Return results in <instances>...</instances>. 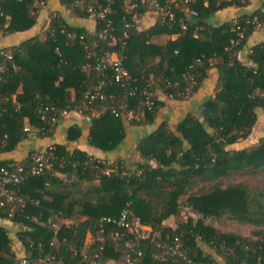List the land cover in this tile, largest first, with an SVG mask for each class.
<instances>
[{"label": "trees", "instance_id": "obj_1", "mask_svg": "<svg viewBox=\"0 0 264 264\" xmlns=\"http://www.w3.org/2000/svg\"><path fill=\"white\" fill-rule=\"evenodd\" d=\"M47 1L0 0V36L35 28ZM249 2L194 0L188 7L196 15L171 4L172 19L157 16L140 30L134 15L145 10L142 0H59L73 15L92 18L94 29L70 24L56 12L39 32L0 50V152L13 150L32 133L50 136L64 109L89 118L87 143L103 151L116 149L129 126L155 125L139 138V159L130 164L70 148L67 142L82 134L75 124L66 128V143L48 145L54 147L51 166L16 187L24 207L10 215L8 206H0V219L21 226L18 239L27 264H41L51 255L62 264H86L81 252L88 233L94 237L89 251L105 244L102 264L110 259L124 264L122 250L106 237L99 239V218L118 217L126 204L141 221L158 226L161 239L177 237L198 263L221 264L217 255L223 264H264V183L212 182L187 192L201 177L264 172V136L233 147L249 137L257 109L264 113V42L249 47L250 64L237 57L264 23V12L241 13L218 24L210 20L219 9ZM105 52L120 56L130 75L125 86L114 81L111 67H96ZM211 69L217 75L213 94L202 99L198 112L169 121L167 101L188 100ZM96 91L104 97L89 102ZM33 151L17 161L0 159V168L28 162ZM78 181L89 184L82 188ZM181 205L200 217L182 219ZM223 215L260 228L246 236L222 231L211 222ZM172 216L174 227L164 223ZM52 223L59 224L54 244ZM157 250L154 242L147 244L138 264H184L176 257L159 261L153 257ZM20 261L0 225V264Z\"/></svg>", "mask_w": 264, "mask_h": 264}, {"label": "built area", "instance_id": "obj_2", "mask_svg": "<svg viewBox=\"0 0 264 264\" xmlns=\"http://www.w3.org/2000/svg\"><path fill=\"white\" fill-rule=\"evenodd\" d=\"M194 0H168L163 5L159 4L157 0H152L150 7L153 8L157 16L173 18L174 13L172 11L171 4L175 7H183L190 14L196 15L194 9H189L188 3ZM243 1V0H242ZM135 4L133 3V6ZM91 7L89 8V10ZM134 17H136L134 15ZM237 24V20H233ZM126 25V23H125ZM259 25V24H257ZM127 26V25H126ZM239 36H242V30L239 26H236ZM96 67L106 68L111 67L113 69L114 81L121 86H125L130 79V75L121 62V58L117 53L105 52L97 60ZM133 92L134 89L130 88ZM189 90V88L187 89ZM103 98V94L98 91L88 96L90 102L94 98ZM145 104H149L146 100ZM67 110H63L65 114ZM131 115V112H129ZM55 158L54 147L48 146L42 150H34L30 155L29 161L26 163H12L0 168V206H8L9 214L17 209H22L25 205L24 199L17 193L16 187L23 180L32 175L40 174L44 169L51 166L52 160ZM103 172L108 173L107 169ZM59 228V224L52 223L53 238L50 244H54L55 234ZM100 240L104 237L108 238L112 243L114 249H121L123 253L124 264H138L139 260L144 254V250L147 244L155 243L158 248L157 252L153 254V257L159 261H167L172 257L184 260V264H203L198 263L192 258L186 255L185 250L182 248L181 241L177 237L172 239H161L160 230L158 226H154L148 223H144L136 216L129 204L124 206L118 217L103 216L99 218ZM90 247V246H89ZM89 247L81 252L82 261L86 264H102L103 259L101 252L105 249V244H98L97 248L89 251ZM28 258L21 257L19 264H27ZM41 264H62L61 259L54 255L45 257Z\"/></svg>", "mask_w": 264, "mask_h": 264}, {"label": "crops", "instance_id": "obj_3", "mask_svg": "<svg viewBox=\"0 0 264 264\" xmlns=\"http://www.w3.org/2000/svg\"><path fill=\"white\" fill-rule=\"evenodd\" d=\"M260 9L264 12V0H250V2L245 6H236V5H229L222 9L217 10L214 15L211 17V22L214 24L222 23L226 20H230L234 17H237L241 13L252 12L254 10ZM59 12L65 19L73 25L84 26L87 30L92 31L94 29V22L92 18H80L78 16L73 15L67 9H64L60 4L59 0H48L45 7L41 10L39 15V24L28 31L25 32H17L12 33L4 36H0V50L4 47L11 46L13 44L19 43L25 37H28L36 32H39L40 27L44 19H47L50 15ZM155 16H144L143 19L140 21L136 20L137 27L142 30L146 29L150 25L155 22ZM140 23V24H139ZM21 35V38L20 36ZM19 37V38H17ZM165 37L161 38V41L164 40ZM259 42H264V23L255 29L253 33L247 39L246 44L244 47L237 53L238 59L244 64H250L251 61L248 57V49L254 44ZM216 71L215 69H211L209 71V75L204 81L203 85L197 90V92L190 97L188 100L180 101V100H168L167 106L165 108H184L185 111L196 112L198 108H200L201 101L204 97L212 95L215 82H216ZM163 98V96H162ZM181 110V109H180ZM257 120H259L263 114V111L259 108L257 109ZM169 121L176 120L179 115H181L180 111H175L173 113H167ZM177 116V117H176ZM159 119H157V122ZM78 125L81 128L82 134L76 141H68L66 140V128L70 125ZM89 125V118L77 111H68L66 112L63 117L58 121L55 125L54 129L51 131L50 136H38L35 134H30L29 137L24 139L23 141L19 142L15 148L11 151L0 152V159L4 160H21L26 157V155L33 150H42L46 148L48 145L56 144V143H68L70 148L76 146L88 154L93 155L96 158L106 161H113L116 159H122L126 163L130 164L139 159V154L136 150V144L139 138L147 133L150 132L155 128V125L150 124L147 126H129L126 129V135L124 141L119 144V146L110 151H103L97 148L92 147L87 143L86 140V133L88 131ZM251 136V135H250ZM248 137L246 140L239 141L233 145L235 148H241L244 146H248L254 144V141L249 140ZM249 140V142H248ZM134 151V152H133ZM133 153V155H132ZM70 177V176H69ZM79 186L80 182L78 181ZM86 182V181H83ZM190 209V208H188ZM170 218L164 221L165 224L172 226L170 224ZM3 221V222H2ZM9 221L0 219V225L6 228ZM94 237L88 233L85 238L84 249L90 246L91 242L93 241ZM24 253V248L21 245V254ZM105 264H123L117 260H107Z\"/></svg>", "mask_w": 264, "mask_h": 264}, {"label": "rangeland", "instance_id": "obj_4", "mask_svg": "<svg viewBox=\"0 0 264 264\" xmlns=\"http://www.w3.org/2000/svg\"><path fill=\"white\" fill-rule=\"evenodd\" d=\"M146 2V8L143 12H140L136 15V20L140 21L143 19L144 16H155V19L157 18V14L155 13V11L153 10L152 7H150V4L152 3V0H142V3ZM233 19H236L235 17ZM140 24V23H139ZM21 38V35H19ZM19 38V37H17ZM181 109V110H180ZM166 108V112L167 113H173V112H177L180 111L181 114H184L185 111L184 108ZM259 109V108H258ZM199 111V108L196 112ZM195 112V113H196ZM264 114V113H263ZM177 117V116H176ZM251 135V136H250ZM249 135V140L254 141V143H256L258 141L259 138L264 136V115H262V117L259 120H256L255 124L253 125L252 129H251V133ZM248 140V142H249ZM134 152V151H133ZM133 155V153H132ZM240 181H248L252 184H263L264 183V172L261 174H252L250 173L248 170H243V171H233L227 175H224L218 179H206V178H198L191 187H189L187 192H194L196 190H198L200 187L202 186H207L212 182H219L222 185H226L228 183H235V182H240ZM79 183V182H78ZM88 182H80V187L85 188L86 186H88ZM181 200L185 199V195L182 196L180 198ZM179 215L182 219H185L188 216H191L194 219H197L200 217V214L196 211H193L192 209H188V207H185L183 205H181L179 207ZM4 220V219H2ZM6 220V219H5ZM176 217L172 216L170 218V224H172V226H175V221ZM9 221V220H6ZM209 220H206V222H208ZM3 222V221H2ZM7 226V230H8V236L10 237V246L12 248H14V251L16 252V256L21 258V256L23 254H21V242L18 239V234L21 230V226L19 224L10 222L6 223ZM211 224H213L215 227H217L218 229L222 230V231H226V232H234L240 235H250V232L254 229L260 228V227H256L255 225H251L248 223H241L235 219H231L229 218L227 215H223L220 218H217L216 220H212ZM264 228V227H263ZM213 251L214 254V250L211 249ZM210 250V251H211ZM211 251V252H212ZM216 258L218 260H220L221 264H223L222 260L216 255Z\"/></svg>", "mask_w": 264, "mask_h": 264}]
</instances>
